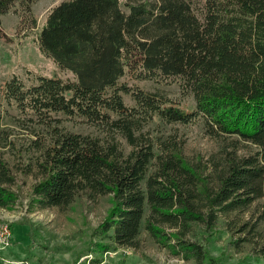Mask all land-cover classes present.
<instances>
[{
	"label": "trees",
	"instance_id": "obj_1",
	"mask_svg": "<svg viewBox=\"0 0 264 264\" xmlns=\"http://www.w3.org/2000/svg\"><path fill=\"white\" fill-rule=\"evenodd\" d=\"M37 1L0 0V14L14 10L38 29ZM36 40L73 77L13 75L0 86V207H15L17 172L30 169L6 157L16 146L5 104L32 121L63 114L109 136L57 123L33 141L39 208L66 212L106 199L93 231L101 252L137 246L145 228L191 264H215L191 235L194 226L210 236L222 225L237 234V249L248 245L264 261V0H62ZM160 80L178 82L193 108L138 84ZM156 118L201 125L218 150L203 161L184 152L185 142L147 136Z\"/></svg>",
	"mask_w": 264,
	"mask_h": 264
},
{
	"label": "rangeland",
	"instance_id": "obj_2",
	"mask_svg": "<svg viewBox=\"0 0 264 264\" xmlns=\"http://www.w3.org/2000/svg\"><path fill=\"white\" fill-rule=\"evenodd\" d=\"M62 0H38L33 5V14L38 21V29H32L14 10L0 14V86L13 75L25 79L34 76L72 78L73 73L62 69L53 58L43 53L36 40L48 11ZM202 5L205 0H193ZM129 82H132L129 80ZM142 88L160 91L184 108H193V95H184L180 85L174 80L166 82L142 81ZM5 125L10 128L15 148H6V157L15 161L27 173L17 172L19 199L15 207H0V262L3 264H191L181 255H175L166 247L159 245L143 228L138 245L135 247H116L101 252L95 246L101 239L93 236V231L104 218L109 203L106 199L93 206L81 200L66 212L57 209H41L31 197V187L39 178L37 160L40 152L34 149V140L40 136L49 138L53 125H64L67 129L91 133L107 138L109 133L84 122L80 118L68 119L58 115V119L41 122L23 117L16 109L5 104ZM58 120V121H57ZM147 136L158 138L172 137L186 143L184 152L190 157H200L207 161L210 154L218 150L217 143L208 137L201 125L168 124L158 118L146 128ZM125 146L126 141L117 136ZM35 145V144H34ZM36 147V146H35ZM5 227L7 230H5ZM192 240L203 244L216 258L215 264H264L261 258L249 252V246L239 250L231 243L236 237L232 231L219 225L209 236L201 226H194ZM172 230V229H169ZM209 236V237H208ZM207 238H210L207 240ZM96 249V250H95ZM83 254L82 257H80Z\"/></svg>",
	"mask_w": 264,
	"mask_h": 264
},
{
	"label": "built area",
	"instance_id": "obj_3",
	"mask_svg": "<svg viewBox=\"0 0 264 264\" xmlns=\"http://www.w3.org/2000/svg\"><path fill=\"white\" fill-rule=\"evenodd\" d=\"M5 230H7V228L5 227Z\"/></svg>",
	"mask_w": 264,
	"mask_h": 264
}]
</instances>
